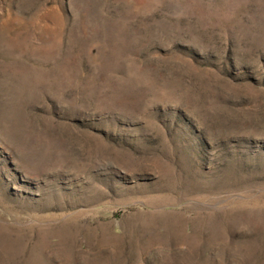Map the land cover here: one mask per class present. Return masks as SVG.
<instances>
[{"label": "rangeland", "instance_id": "rangeland-1", "mask_svg": "<svg viewBox=\"0 0 264 264\" xmlns=\"http://www.w3.org/2000/svg\"><path fill=\"white\" fill-rule=\"evenodd\" d=\"M0 264H264V0H0Z\"/></svg>", "mask_w": 264, "mask_h": 264}]
</instances>
